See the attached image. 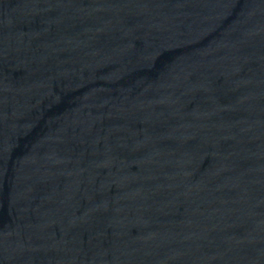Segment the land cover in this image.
I'll use <instances>...</instances> for the list:
<instances>
[{
  "label": "water",
  "instance_id": "1",
  "mask_svg": "<svg viewBox=\"0 0 264 264\" xmlns=\"http://www.w3.org/2000/svg\"><path fill=\"white\" fill-rule=\"evenodd\" d=\"M0 264H264V0H0Z\"/></svg>",
  "mask_w": 264,
  "mask_h": 264
}]
</instances>
